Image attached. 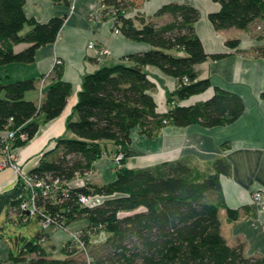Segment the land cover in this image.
<instances>
[{
    "label": "trees",
    "instance_id": "1",
    "mask_svg": "<svg viewBox=\"0 0 264 264\" xmlns=\"http://www.w3.org/2000/svg\"><path fill=\"white\" fill-rule=\"evenodd\" d=\"M54 1L70 6V0ZM139 1L102 0L103 15L114 20L116 32L146 42L150 49L131 53L122 62L101 66L84 76L74 109L77 118L67 120V130L72 136L58 138L56 146L40 154L37 165L32 168L48 192L45 196L39 193L37 211L31 215L39 223L46 222L48 217L52 223L47 227L41 223L42 231L26 240L17 253L10 248L6 262L264 264V254L247 256L243 242L230 245L222 233L220 210L226 205L221 176L231 173L226 158H217L206 171L182 160L164 161L146 168L126 166L127 148L137 128L153 136L168 123L181 127L224 126L235 122L245 110L240 95L220 87H215L213 95L206 100L190 105L176 104L165 112L157 110L152 94L156 84L149 78L146 66H156L176 78L178 86L168 95V101H183L212 86L209 78H199L195 66L209 56L220 58L226 53L209 55L206 52L196 31L201 16L196 6L177 2L163 4L153 14V17L169 16L160 23L142 11L135 16L128 14L129 8H141ZM212 1L220 6L208 15L216 30H244L257 21L264 24V0ZM25 2L0 0V66L33 62L40 46L55 42L67 18L60 15L39 22L27 16ZM27 25L30 29L25 32ZM258 38L264 39V27ZM19 44L28 46L17 51L15 47ZM239 44V39L227 41L231 48ZM256 51L264 58V45ZM53 75L40 105L25 98L27 91L36 88V79L0 83V143L13 131L16 150L37 134L39 114L48 122L62 113L72 86L63 80L60 65H56ZM259 97L264 101V88ZM22 133L27 139L20 138ZM108 141L116 147L115 155H123L121 166L115 165L116 179L103 185H74V180L83 179L90 172L96 160L109 154L105 145ZM96 195L103 197L99 204L85 205L80 201L82 196ZM25 200L26 191L17 201L8 204L9 215L15 210L19 222L28 219L21 208ZM227 212L228 220L233 221L238 219L241 210L227 207ZM81 218L88 220L87 227L71 229V224ZM49 227L79 232V241L70 234L69 240L63 243L62 257H54L44 246L49 238L45 230ZM103 231L105 240L93 238L100 237ZM77 252L80 255L76 256ZM0 264H4L1 258Z\"/></svg>",
    "mask_w": 264,
    "mask_h": 264
},
{
    "label": "crops",
    "instance_id": "2",
    "mask_svg": "<svg viewBox=\"0 0 264 264\" xmlns=\"http://www.w3.org/2000/svg\"><path fill=\"white\" fill-rule=\"evenodd\" d=\"M24 10L28 17L39 22L67 15L65 23L53 43L40 46L31 63H9L0 66V83L20 79H36V88L27 91L25 98L40 105L46 91L53 82L56 60L61 59L63 80L72 86L71 94L62 113L45 122L44 115L39 114L40 123L37 134L24 146L16 148L19 159L28 167L34 168L39 155L56 146L57 139L72 136L67 130L69 117L77 118L74 112L78 93L86 74L92 73L101 66L122 62L131 53L150 49L146 42L135 41L122 32H116L114 20L103 15L102 0H70V6L54 0H25ZM140 0L139 2H141ZM177 2L196 6L201 13L196 23V31L209 55L226 53L223 57L209 56L195 66L199 78H209L212 86L204 93L194 95L183 101H168V95L178 86L177 79L165 74L160 68L152 65L145 67L149 78L156 84L152 92L159 112L168 111L174 105H190L206 100L220 87L240 95L245 110L235 122L224 125L205 127L199 124L177 126L166 124L160 133L149 136L137 128L132 133V141L127 148L129 154L126 166L129 168H146L164 161L182 160L206 171L211 162L217 158H226L231 166L229 176H221L222 197L226 208L220 210L222 233L230 245L238 241L245 244L247 256L264 254V101L259 95L264 88V58L258 55L256 48L264 45V39L258 38L253 30V23L247 29L231 28L216 30L209 20V13L217 11L219 4L212 0H145L142 1V12L153 15L163 4ZM73 12L70 13L71 7ZM134 9H129L134 16ZM99 15V18L92 16ZM148 17V16H147ZM160 23L169 19L168 15L155 17ZM155 20V21H157ZM26 26L24 31H28ZM239 39V47L231 48L227 41ZM91 41L97 48H107L110 53L103 60H97L95 50L89 48ZM28 44H19L17 51ZM109 154L96 160L90 172L84 176L85 183L103 185L116 179V170L112 157L117 152L112 142H105ZM79 181L74 185L80 187ZM263 191L261 202L254 201V194ZM25 194L24 185L17 179L10 168L0 172V220L8 210V204L17 201ZM227 207L241 210L238 219L229 221ZM15 210L10 211V218ZM12 220V219H11ZM86 218L78 219L71 225L73 228L87 227ZM57 233L59 230L52 229ZM48 232V231H47ZM49 234V233H48ZM51 235L44 241V246L54 257L61 252L63 243L57 247L51 242ZM96 241V240H95ZM10 246L4 236H0V258L4 264L8 261ZM58 251V252H57Z\"/></svg>",
    "mask_w": 264,
    "mask_h": 264
},
{
    "label": "built area",
    "instance_id": "3",
    "mask_svg": "<svg viewBox=\"0 0 264 264\" xmlns=\"http://www.w3.org/2000/svg\"><path fill=\"white\" fill-rule=\"evenodd\" d=\"M73 8V6L71 7ZM98 16H92V18H98ZM89 48L95 50V56L97 60H103L106 55H108V49L107 48H97L96 47V42L91 41L89 43ZM56 64L60 65L62 64L61 59L56 60ZM166 123V122H165ZM20 138L22 140L27 139V135L25 133H22L20 135ZM16 139V134L15 132H8L6 136H4L2 142L0 143V172L3 171L4 169L10 168L14 171L17 179L19 181H22L24 186H25V191L27 194V200L23 201L21 204V208L23 210V213H35L37 211V206H36V201L39 196V193L42 194L43 196L47 195V188L46 184L41 180L38 179L37 175L32 173V168L28 169V167L19 159L16 150L13 148V142ZM123 158V155H117L115 157L116 159V165L120 166V160ZM38 162V161H37ZM261 196L262 192L258 191L257 193L254 194V201L257 203L261 202ZM98 198V201L94 200ZM103 197L96 195L93 197H88V196H82L80 198V201L83 202L85 205H96L101 203L100 201ZM39 211V210H38ZM52 223V219L49 217L46 219V222H44V227L49 226ZM79 232H71V235L79 241ZM102 234H100V238H102Z\"/></svg>",
    "mask_w": 264,
    "mask_h": 264
},
{
    "label": "rangeland",
    "instance_id": "4",
    "mask_svg": "<svg viewBox=\"0 0 264 264\" xmlns=\"http://www.w3.org/2000/svg\"><path fill=\"white\" fill-rule=\"evenodd\" d=\"M102 7H104V6H102ZM73 9H74V6H73V8L70 9L69 12L72 13ZM129 9L135 10L134 16L136 15V13L138 11H140L136 8H129ZM129 9H128V11H129ZM143 13H145V12H143ZM147 16L149 19L157 20V19H155V17H153V15H150V16L147 15ZM157 21L160 22L159 20H157ZM254 26H255V28L253 30H255L258 33L257 36H259L263 30L264 24L261 21H259V22L257 21V23H255ZM107 51L110 53L109 50H107ZM118 155H120V154H118ZM113 156L117 157V155H115V154ZM115 157H114V159H112L114 165H116ZM77 181H79V183H80L79 185H81V186L84 185V183H85L84 182L85 179H77ZM73 184H74V182H73ZM98 200L99 199L96 198L94 200V202L98 201ZM100 201H102V199H100ZM27 214H28V216H27ZM27 214H26V216L28 217V219L27 220L25 219L24 222H19V218L17 217V215L15 213H14V219L10 220L9 219V216H10L9 211L6 210V212L4 213V216L0 220V236H2V235L4 236V239H6L8 245L10 246V248L12 249V251L14 253H17L18 248L21 245H23L26 240H29L31 237H34L38 232L42 231L41 223H44V222L39 223L37 217L35 215H31L32 213L30 214V212L29 213L27 212ZM43 227H44V224H43ZM70 228L73 229V226L71 225ZM45 231H48V233L51 235V237H50L51 242L54 245H56L57 247H60L62 243H66L69 240V237H70L69 235L71 234L70 230L68 231L69 232L68 233L66 231H63V229H61L57 233H55V232H53L52 227H49ZM20 236L23 238H20ZM93 238L96 240L97 239L99 240L100 237L96 235ZM76 241H78V240H76ZM228 243H231L230 239H228ZM79 252H77L75 255L76 256L80 255ZM56 255L61 256L62 252H58Z\"/></svg>",
    "mask_w": 264,
    "mask_h": 264
},
{
    "label": "water",
    "instance_id": "5",
    "mask_svg": "<svg viewBox=\"0 0 264 264\" xmlns=\"http://www.w3.org/2000/svg\"><path fill=\"white\" fill-rule=\"evenodd\" d=\"M102 238L101 239H99L98 241H103V240H105L106 239V234H105V232L103 231L102 232Z\"/></svg>",
    "mask_w": 264,
    "mask_h": 264
}]
</instances>
